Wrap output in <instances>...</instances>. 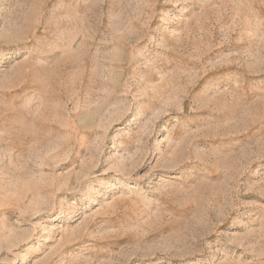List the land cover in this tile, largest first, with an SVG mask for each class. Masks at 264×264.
<instances>
[{"label": "rangeland", "instance_id": "obj_1", "mask_svg": "<svg viewBox=\"0 0 264 264\" xmlns=\"http://www.w3.org/2000/svg\"><path fill=\"white\" fill-rule=\"evenodd\" d=\"M0 264H264V0H0Z\"/></svg>", "mask_w": 264, "mask_h": 264}]
</instances>
